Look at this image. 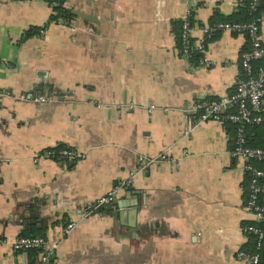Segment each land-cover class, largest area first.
<instances>
[{
	"label": "crops",
	"instance_id": "obj_1",
	"mask_svg": "<svg viewBox=\"0 0 264 264\" xmlns=\"http://www.w3.org/2000/svg\"><path fill=\"white\" fill-rule=\"evenodd\" d=\"M246 1L65 0L72 21L47 24L44 0H0V264L38 260L12 248L28 231L55 244L56 264H248L236 256L250 218L234 126L207 120L185 133L197 101L234 90L248 40L215 33L207 65L183 56L175 35L186 15L193 39L201 26L239 20ZM60 146L84 156L34 160ZM162 152L166 160L93 208L142 157ZM37 209L43 232L20 219Z\"/></svg>",
	"mask_w": 264,
	"mask_h": 264
},
{
	"label": "built area",
	"instance_id": "obj_2",
	"mask_svg": "<svg viewBox=\"0 0 264 264\" xmlns=\"http://www.w3.org/2000/svg\"><path fill=\"white\" fill-rule=\"evenodd\" d=\"M257 3L258 0H251V8L254 9ZM262 23H264V16L249 22H216L199 27L201 35L193 39V24L186 15L182 20L180 33L181 54L191 58L194 53H197L200 63L207 65L210 64V60L205 55V48L215 33L219 31L241 33L248 40L247 48L240 55L242 76L237 79L234 90L220 97L197 101L192 109L195 113L193 119L187 122L185 129V133L188 134L196 124L207 120L230 123L234 126V139L230 153L233 158L244 160L246 199L243 210L250 218L241 226V230L247 239L252 237L254 240V250L240 249L236 256L248 264H264V145H250L247 136V130L253 126H261L264 131V65L259 64L264 62V42L260 36ZM19 97L35 102L53 100L51 95L29 96L24 94ZM154 108L153 103L147 107L148 111ZM83 156V153L73 148L60 146L36 153L34 160L55 159L63 164H71ZM167 157V152L153 157H142L138 170L131 171L125 179L98 197L93 208L98 209L109 205L119 189L131 185L137 171L145 170L149 165L164 161ZM90 212L89 210L88 213ZM74 225L75 222H68L63 226L62 234H68ZM51 247H55V244L41 235H21L12 243L15 251L36 250L39 252V258L33 264H56L51 254Z\"/></svg>",
	"mask_w": 264,
	"mask_h": 264
},
{
	"label": "trees",
	"instance_id": "obj_3",
	"mask_svg": "<svg viewBox=\"0 0 264 264\" xmlns=\"http://www.w3.org/2000/svg\"><path fill=\"white\" fill-rule=\"evenodd\" d=\"M50 7H51V14L49 15V18L47 20V24L50 22H59V21H64L67 24L72 21L74 18V13L70 8H67L65 6V0H44ZM251 0H247L245 7L241 10V17L239 20H227V21H233V22H249L253 19H256L258 17L264 16V0H258L257 5L255 8H251L250 6ZM191 24H193L192 16L189 17ZM181 26H182V21H178V28H175V35L177 39V44L178 47H180L181 42H180V33H181ZM37 30L35 31L34 29H28L24 33V37H30L31 35L35 34ZM199 54L194 53L191 56V59L193 61L198 60ZM259 64L264 65V62H260ZM226 124V123H225ZM233 129V127H231ZM250 133L251 137H249V144L252 146H263L264 145V131L261 126H253L250 127ZM43 222V221H42ZM40 222V225H37L36 223L35 226L43 232L45 230L44 227H47V224H43ZM30 232H25L22 235H41L44 236L43 233L39 234H29ZM246 251H252L254 250V240L252 237H248V241L245 244L244 248ZM36 251V250H34Z\"/></svg>",
	"mask_w": 264,
	"mask_h": 264
},
{
	"label": "water",
	"instance_id": "obj_4",
	"mask_svg": "<svg viewBox=\"0 0 264 264\" xmlns=\"http://www.w3.org/2000/svg\"><path fill=\"white\" fill-rule=\"evenodd\" d=\"M29 215L27 217H22L20 219H23L27 224H31V223H36L37 225H40V221L42 220L40 215H39V209H37V213H33L32 211H30L28 213ZM32 219V220H31ZM35 220V221H34Z\"/></svg>",
	"mask_w": 264,
	"mask_h": 264
}]
</instances>
